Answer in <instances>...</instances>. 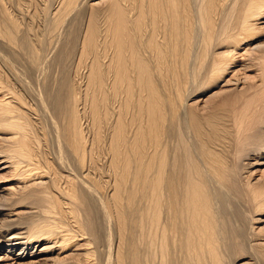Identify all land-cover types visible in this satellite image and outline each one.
<instances>
[{
    "label": "bare ground",
    "instance_id": "6f19581e",
    "mask_svg": "<svg viewBox=\"0 0 264 264\" xmlns=\"http://www.w3.org/2000/svg\"><path fill=\"white\" fill-rule=\"evenodd\" d=\"M262 35L264 0H0V264H264Z\"/></svg>",
    "mask_w": 264,
    "mask_h": 264
},
{
    "label": "rangeland",
    "instance_id": "374dc122",
    "mask_svg": "<svg viewBox=\"0 0 264 264\" xmlns=\"http://www.w3.org/2000/svg\"><path fill=\"white\" fill-rule=\"evenodd\" d=\"M94 1L99 2V1H101V0H94ZM39 14H40V13H39ZM37 19H40V20H41L40 22H38L39 20H38V21L36 20L37 22L35 21V23H34V24H35L34 27L36 28V29L34 28V31H37L36 33L38 34V31H39L40 33L42 32L45 23L43 24L44 21L42 22V20H43V17H42V16L37 17ZM41 23H42L43 25H42ZM23 24H24V26H25L26 23H23ZM34 24H33V25H34ZM36 24H37V25H36ZM26 25H29V24L27 23ZM30 25H31V24H30ZM38 26H40V27L43 26V27H41L42 30H39V27H38ZM27 27H28V26H27ZM32 27H33V26H32ZM44 28H45V27H44ZM66 29H67V28H66ZM43 31H44V30H43ZM36 33H35V34H36ZM40 33H39V34H40ZM43 33H45V32H42V33L40 34V37H41V35H42V37H44V36H46V35L49 36V33H46V35L43 34ZM39 34H38V35H39ZM43 35H44V36H43ZM36 36H37V35H36ZM37 37H38V36H37ZM42 37H41V38H42ZM54 37H55V36L53 35V38H54ZM44 38H45V37H44ZM44 38H42V39H44ZM47 38H48V37H46L45 40L49 41ZM50 38H51V37H49V39H50ZM53 38H51V40H55L56 37H55L54 39H53ZM57 39L59 40L58 37H57ZM57 39H56V41H58ZM34 42H36V41H34ZM35 44H36V43H35ZM51 45H52V44H51ZM51 45L45 47V48L48 49V51H47V49H46V55L48 56L47 60L49 59L50 61H51L52 53L55 52V49H56V46H53V48H52L53 50L50 52L49 49L51 50ZM54 45H55V44H54ZM56 45H57V47H58L59 43L56 44ZM48 47H49V48H48ZM248 48H251V50H250V51H251V52H250L251 55H250L249 57H246V58H245V60H247L246 62H247V63H249V62H254V63H256L255 60L258 59L257 57H260V56L264 53V35L260 36L259 39H255L254 41H252V42L250 43V46H247V49H248ZM255 49H256V50H255ZM48 53H50V54H48ZM49 55H50L51 57H50ZM49 57H50V58H49ZM23 62L25 63V61H23ZM23 62H21V64H24ZM16 63H19V62H15V61L12 60V64H13V66H14L15 69L12 68V69H13V72H11L12 74L9 73V75H8V77H9V78L11 79V81H12V82H11L10 79L8 78L9 80H8V79H7V80L10 82L8 85L11 86L12 90L17 94V96H18V95H19V96H22V95H23V98L25 97V98H24L25 101H24V99H23V102H24L25 106H27V105L30 106V105H31L32 109H34V110H33V112H34V111H35V108L37 107V103H38V102H37V97H38V96H37V94H38L37 92L39 91V90H38V89H39V88H38V87H39V85H38V82H39L38 79H39L40 75H39L38 72H37V74H35V73H33V72H32V73H29V72H27L26 68H24V69H25V70H24L23 67H24V66L26 67L27 64L21 66L20 63H19V65H17ZM45 64H46V63H45ZM45 64H44V65H45ZM69 64H70V66H71V65H74V66H71V69L74 71V70H75L74 68H75V66H76V64H77V60L71 61ZM243 64H244V63H243ZM47 65H48V64H47ZM47 65H46V66H47ZM13 66H12V67H13ZM20 67H21V68H20ZM55 67H56V68L58 67V69H56ZM72 67H73V68H72ZM52 68H53V67H51V69H50V67H49L50 70L48 69V71H51V70H52L51 75L53 74V76H54V73L56 72L54 77H57V75H58V77L61 76V74H62V69H60L61 67H59V66H55V65H54V68H55V69H52ZM68 68H69V65H68ZM238 69H240V68H238ZM259 69H261V67L258 65V70H259ZM15 70H16V71H15ZM23 70H24V72H23ZM54 70H55V71H54ZM59 70H60V71H59ZM18 71H19V73H16V72H18ZM25 71H26L27 73H26ZM53 71H54V72H53ZM57 72H58V73H57ZM23 73H26L27 75L25 74V75L23 76ZM49 73H50V72H49ZM11 75H14L16 79L19 78V79H17V80H18V81L20 80L21 82H23L22 80L25 81V80L27 79V81H25L26 83L28 82L27 87H26V83H25V82H24L22 85H20L21 82H19L20 84H19V83H16L15 78H11ZM38 75H39V76H38ZM22 76H23V77H22ZM27 76H28V78H27ZM33 76L36 77V78L34 77L35 80L32 78ZM53 76H52V77H53ZM24 77H25L26 79H25ZM30 77H31V78H30ZM58 77H57V78H58ZM21 78H23V79L21 80ZM228 78H229V77H228ZM12 79H14L15 81L12 80ZM226 80H228V79H226ZM31 81H32V82H31ZM35 81H37V82H35ZM7 83H8V82H7ZM12 83H13V84H12ZM10 84H11V85H10ZM18 84H19L20 86H19ZM29 84H31V85H29ZM34 84H35V85H34ZM23 85H25V86H24L25 88H22ZM32 86H33V87H32ZM28 87H29V88H28ZM30 87H31L32 89H31ZM34 87H36V88H34ZM20 88H21V89H20ZM17 89H18V90H17ZM19 89H20V90H19ZM29 89H30L31 91H30ZM221 89H222V87L219 86L217 89L214 90V92H219ZM22 90H23V91H22ZM24 90H25V91H24ZM16 91H17V92L19 91L18 93L21 92V94H18ZM24 92H25V93H24ZM26 92H27V93H26ZM35 93H36V94H35ZM28 95H29V96H28ZM33 96H37V97H33ZM209 96H210V95L206 96V98H208V100L211 99V97H209ZM21 98H22V97H21ZM208 100H207V101H208ZM25 102H26L27 104H26ZM35 102H36V103H35ZM28 103H29V104H28ZM35 105H36V106H35ZM29 106H27V107H29ZM36 109H37V108H36ZM229 109H230V108L222 109V110H229ZM34 113H36V111H35ZM34 113H32L33 116H35ZM89 133H91V131H90ZM89 135L92 136V134H89ZM89 135H87V136H89ZM260 168H261V167H257V168H255V169H253V171H254V170L259 171ZM8 176H9V174H8V173H7V174L5 173V175H3L2 178H3V177H8ZM257 177H258V176H257ZM258 178H259V177H258ZM4 184H8V183H4ZM256 218H257V219H261V218L264 219V215L257 216ZM255 225H256V226H260L261 228L264 229V223H261V224H258V225L255 224ZM232 227L236 230V232H235L234 235H233L232 242H233V243H237V242L241 241V238H240L239 234L245 231V227H244V225H243V223H242V221H241L240 219L236 220V221L233 223ZM44 243H45V242H44ZM260 243H262V244L264 245V241H263V240H260V239H253V240L251 241L250 245H252V244L254 245V244H255L254 247H256V246H257V247H260V246H262V244H260ZM253 245H252V246H253ZM258 245H259V246H258ZM2 246H3V248H4L5 245H2ZM38 246H40V245H38ZM5 248H6V247H5ZM3 252H4V251H3ZM3 252H2V253H3ZM5 252H6V251H5ZM57 254H58V253H49V256H48V257H53V258H52L53 260H52V261H51V260L47 261V264H72V261H73V260H66L65 262H57L56 259H55V257L57 256ZM48 257H47V258H48ZM235 258H236V257H235ZM8 263H9V262H8ZM247 263H248V259H244V260H242V261H240V262H237V264H247Z\"/></svg>",
    "mask_w": 264,
    "mask_h": 264
}]
</instances>
